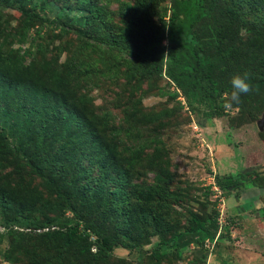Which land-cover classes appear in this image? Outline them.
I'll return each instance as SVG.
<instances>
[{
    "label": "trees",
    "instance_id": "16d2710c",
    "mask_svg": "<svg viewBox=\"0 0 264 264\" xmlns=\"http://www.w3.org/2000/svg\"><path fill=\"white\" fill-rule=\"evenodd\" d=\"M7 1L0 0V10L7 8ZM77 1L91 5L94 19L89 20H98L97 30L109 43L122 36L105 33L108 7L102 4H118L120 23L141 37L135 65L163 74L173 85L170 94H179L189 106L202 110L206 120L219 116L228 102L235 74L250 73L253 86L238 106L254 104L252 98L264 92V0H135L132 6L120 0ZM51 2L39 0L32 8L44 13L45 3ZM30 3L14 0L12 9L23 19L39 22L30 37L32 26H22L17 42L26 37L34 42L33 36L40 37V31L50 26L58 36L70 32L64 22L27 12ZM2 28L0 23V244L5 243L1 261L15 264L14 252L24 249L29 264L114 260L143 264L145 258L159 264L168 255L174 261L181 258L185 250L212 257L217 246L214 236L226 229L219 227L214 209L212 215L187 212L185 219L172 214V222L183 223L181 231L171 230L169 236L159 237L154 249H144L149 241L143 221L156 219L167 199L178 198L159 174L153 187L141 179L140 157L145 152L151 151L155 167L158 161L165 162L158 152L162 143L138 140L129 126L121 132L130 141L119 149L104 137L105 130L96 131L98 125L107 126L104 114L81 109L77 82L51 71L45 62L34 63L47 46L35 41L33 49L4 52ZM243 28L245 37L239 33ZM76 33L82 41L90 37L88 31ZM247 178L244 173L214 174L212 183L225 201L238 199L247 210L262 194L257 186L256 193L244 189ZM132 197L138 203L130 202ZM170 209L166 203V211ZM161 248L164 252H159ZM116 249L125 251V257L115 256Z\"/></svg>",
    "mask_w": 264,
    "mask_h": 264
},
{
    "label": "rangeland",
    "instance_id": "374dc122",
    "mask_svg": "<svg viewBox=\"0 0 264 264\" xmlns=\"http://www.w3.org/2000/svg\"><path fill=\"white\" fill-rule=\"evenodd\" d=\"M38 1L31 0V5L25 8L27 12L32 11L48 21L64 22L70 32L58 36L56 28L50 26L40 31V37L33 36L35 41L47 46L42 58L36 57L34 63L45 62L51 71L77 82V94L83 102L81 109L104 114L107 126L98 125L96 131L102 133L105 130L104 137L112 140L119 149L130 141L121 132L129 126L133 129L132 135L136 133L139 137L138 140L152 138L162 143L158 152L165 162L158 161L155 167L151 151L145 152L140 157L141 179L146 186L153 187L156 184L155 181L153 183L155 174H159L178 198L167 199L158 208L160 212L155 214L154 223L141 222L149 241L144 249H154L159 237L169 236L171 230L174 233L181 231L183 223L177 226L172 222V214L185 219L187 212L212 215L214 209L219 227L226 229H219L215 234L217 246L212 257L205 256L204 251L185 250L181 258L174 261L172 255H168L159 264H189L191 261L194 264H210L211 261L213 264H264V122L262 129H257V123L264 118V92L252 98V105L233 104L229 108L225 102L219 116L206 120L202 110L189 106L179 94H170L174 90L173 85L163 74L156 75L148 67L135 65V48L141 37L120 23L118 4L100 2L108 7L104 20L105 33L122 36L119 42L109 43L97 30L98 20H89L94 19L89 12L90 4L80 5L77 0H45L53 2L45 3L47 8L40 13L32 8ZM134 1L120 0L131 6ZM7 4V8L0 10L2 36L7 43L3 51L17 47L33 49L35 41H29V37L38 20L23 19L17 10L12 9L14 0H8ZM261 11L264 13V6ZM26 25L32 26L29 37L17 42L21 27ZM100 26H103L102 22ZM76 31H88L90 37L82 41ZM239 33L241 37L246 36L244 28ZM29 61L25 57V62ZM235 173H244L248 177L243 181L245 190L256 193L260 190L255 186L262 189V194L250 209L242 210L238 199H233L231 203L225 201V196H220L213 186L214 174L224 176ZM207 186H210L208 190ZM177 201L181 204H176ZM130 202L138 203L133 197ZM166 203L170 205V210L166 211ZM142 239L145 240L144 236ZM191 247L189 245L188 249ZM4 248L5 243L0 244V254ZM159 252H164V249ZM115 253L117 257L126 255L121 249H116ZM14 255L15 264L30 263L27 250L14 252ZM143 260V264H153L147 258ZM116 263L125 262H110ZM0 264L7 263L0 258Z\"/></svg>",
    "mask_w": 264,
    "mask_h": 264
},
{
    "label": "clouds",
    "instance_id": "9594fccd",
    "mask_svg": "<svg viewBox=\"0 0 264 264\" xmlns=\"http://www.w3.org/2000/svg\"><path fill=\"white\" fill-rule=\"evenodd\" d=\"M230 83L233 90L230 94H226L228 95V102L225 105L229 108L232 107L233 104L239 105L241 103V96L247 95L253 88L251 84V75L248 72L233 75Z\"/></svg>",
    "mask_w": 264,
    "mask_h": 264
},
{
    "label": "water",
    "instance_id": "95a60500",
    "mask_svg": "<svg viewBox=\"0 0 264 264\" xmlns=\"http://www.w3.org/2000/svg\"><path fill=\"white\" fill-rule=\"evenodd\" d=\"M263 122H264V118H262V119L257 123V128H258V130H261V129H262Z\"/></svg>",
    "mask_w": 264,
    "mask_h": 264
}]
</instances>
